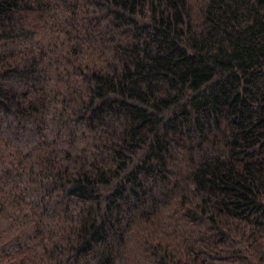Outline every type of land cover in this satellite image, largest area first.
<instances>
[{
    "label": "trees",
    "instance_id": "trees-1",
    "mask_svg": "<svg viewBox=\"0 0 264 264\" xmlns=\"http://www.w3.org/2000/svg\"><path fill=\"white\" fill-rule=\"evenodd\" d=\"M0 264H264V0H0Z\"/></svg>",
    "mask_w": 264,
    "mask_h": 264
}]
</instances>
